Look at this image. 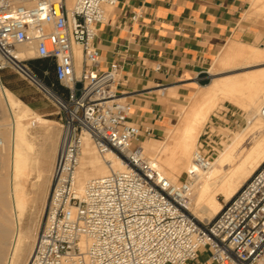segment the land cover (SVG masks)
Segmentation results:
<instances>
[{"label":"built area","instance_id":"obj_1","mask_svg":"<svg viewBox=\"0 0 264 264\" xmlns=\"http://www.w3.org/2000/svg\"><path fill=\"white\" fill-rule=\"evenodd\" d=\"M66 1L0 0V71L15 70L43 92L61 125L43 220L26 264H199L203 252L206 264H264V162L212 220L196 219L189 210L193 179L212 160L196 150L184 180L166 177L137 142L142 127L118 91L119 63L101 65L97 30L117 0H73L70 7ZM20 45H34L35 57L49 61L52 80L16 57ZM259 114L264 118V103ZM86 136L100 156L111 153L124 166L79 189Z\"/></svg>","mask_w":264,"mask_h":264},{"label":"bare ground","instance_id":"obj_2","mask_svg":"<svg viewBox=\"0 0 264 264\" xmlns=\"http://www.w3.org/2000/svg\"><path fill=\"white\" fill-rule=\"evenodd\" d=\"M66 2L70 7L73 0ZM254 6L264 11V0H254ZM74 51L78 60L80 48L74 46ZM222 51L224 53L216 61L217 67H210L209 74L264 64V49L255 46L227 45ZM14 53L19 59H29L35 53L34 45H20ZM77 64L79 65L78 62ZM261 69L249 74L230 73L221 78H214L210 84L202 87L205 90H196L191 95L195 104L192 102L185 110L180 111L177 124L166 132L152 158H148L157 164L166 177L175 181L176 176L184 169L188 171L194 165L193 154L197 150L194 144L195 136L201 131V126L217 104V99L224 98L244 108L249 128H244L246 132L243 135L241 133L240 137L235 134L236 138L234 137L229 149L227 148L225 153L217 154L218 157L208 169H197L194 176L189 194V210L200 221L212 220L221 210L223 203L231 199L264 162V118L259 114L264 103V68ZM46 89V94L50 96L51 91L47 87ZM203 95L207 98L205 96L201 101ZM0 106L8 118L6 124L2 121L4 128H0V264H23L33 248V243L31 244L28 238L35 241L31 231L22 227L27 205L26 185L34 174L39 192L44 194L47 186V181L41 182L45 172L42 155L37 152L38 149L36 150V145L28 134V128L44 127L51 123L18 100L3 86L1 80ZM186 120H189L188 123ZM139 145L141 147V144ZM55 154H51L52 161ZM123 166L120 159L111 153L100 156L86 136L76 172L78 187L82 189L88 179L104 175L112 169H122ZM51 172L50 170V174ZM218 194H222L223 203L217 200Z\"/></svg>","mask_w":264,"mask_h":264},{"label":"crops","instance_id":"obj_3","mask_svg":"<svg viewBox=\"0 0 264 264\" xmlns=\"http://www.w3.org/2000/svg\"><path fill=\"white\" fill-rule=\"evenodd\" d=\"M247 3L117 0L108 21L98 26L95 43L103 67L120 65L118 91L133 121L156 124L164 104L159 96L183 94L207 81L209 63L225 41L246 36ZM200 257L199 264H206Z\"/></svg>","mask_w":264,"mask_h":264},{"label":"rangeland","instance_id":"obj_4","mask_svg":"<svg viewBox=\"0 0 264 264\" xmlns=\"http://www.w3.org/2000/svg\"><path fill=\"white\" fill-rule=\"evenodd\" d=\"M247 7L248 8L245 12L246 18L244 20L245 22H247V27L243 28V30L247 31L246 36L243 37V39H235L230 41L226 40L225 43L227 41L228 42L226 44L224 43L225 45L223 44L217 51V53L212 57L209 63L208 70L210 69V67H217L216 61L217 58L224 53L222 51L224 46H255L260 49H264V11L254 6V0H248ZM35 55L36 54L34 53V55L29 58L27 65L39 77L44 78V81L48 83L50 80H52V71L49 70V75L46 77L43 76L42 71L44 69H47V66H52L48 60L36 58ZM261 68H264V64L243 69L229 70L214 75L209 74V78L205 83L196 85L194 88L189 89V91L186 93L172 94L166 91L164 96H159L160 101L164 104L161 112V118H157L156 124L143 123L142 125L141 121H135L142 127V133L138 139L139 141L137 142L139 144V142L142 141L141 147L143 148L144 155L147 158H152V154L156 152L155 149L158 148L159 144L162 142L166 132L177 124L179 114L183 110H185L190 103L193 102L191 100V94L194 90H200V88L204 87L206 84H210L212 80H214V78H221L224 75H230V73H254L262 70ZM241 70L242 72H239ZM0 80L3 86L8 88L15 95V97L18 98V100L29 106L35 113L50 120L49 122L51 123V125L46 124L44 125V127L28 128V134L35 143L36 150L38 149L37 152L41 153L42 155L45 172L42 178L43 181L41 180V182L47 181V186L45 188L44 194L39 192V185L34 174L30 179H28L26 185L27 205L25 206L22 218V227L25 230L27 229L31 231V235L34 239L36 238V234L43 220L44 204L50 184V170L52 171V165L54 162V160H51V154L52 152L57 153L60 141L61 125L59 114L57 113V109L50 101V99H48L43 94V92L38 91L35 86L28 81V79L21 76L15 70L5 69L3 71H0ZM201 90L203 91L205 89L202 88ZM205 96L206 95H203L200 100L203 101V98L205 99ZM217 100V104H215V107H213L211 112H209V114L207 115V119L204 120L200 129L201 131H199L198 135L195 136L196 141L194 140V144L197 147V150L200 149L201 152L208 156L212 161H214V159L218 157L217 154H221L222 152L225 153V151H227V148L231 146V142L233 144L234 139L236 138L235 134L237 137H240L241 133L243 135V133L246 132V129L244 128H247L248 126V119L246 118L247 114L242 106L237 105L224 98H218ZM193 104L195 103L193 102ZM7 119V114L3 112L0 106V128L4 123L6 124ZM188 121L189 120H186L187 123ZM2 128H4V126H2ZM45 139L47 141H45ZM185 178L186 169H184L180 175L176 176L175 179L176 181H181ZM216 198L218 201L220 200V202L223 203L222 194L216 195ZM28 241H30L31 244H34L32 238H28ZM29 255L30 251L27 254V257L23 264H26ZM206 256L207 253L203 252L200 258L205 259Z\"/></svg>","mask_w":264,"mask_h":264},{"label":"trees","instance_id":"obj_5","mask_svg":"<svg viewBox=\"0 0 264 264\" xmlns=\"http://www.w3.org/2000/svg\"><path fill=\"white\" fill-rule=\"evenodd\" d=\"M46 60V59H45ZM47 69L51 70L52 71V67L50 66H47ZM52 78H53V75H52Z\"/></svg>","mask_w":264,"mask_h":264}]
</instances>
